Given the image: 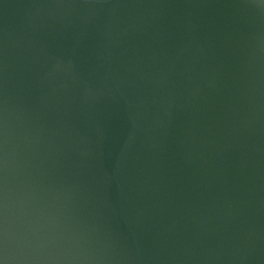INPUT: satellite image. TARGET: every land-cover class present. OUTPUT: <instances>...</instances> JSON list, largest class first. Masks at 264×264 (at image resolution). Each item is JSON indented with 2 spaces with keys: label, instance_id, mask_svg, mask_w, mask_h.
Masks as SVG:
<instances>
[{
  "label": "clouds",
  "instance_id": "clouds-1",
  "mask_svg": "<svg viewBox=\"0 0 264 264\" xmlns=\"http://www.w3.org/2000/svg\"><path fill=\"white\" fill-rule=\"evenodd\" d=\"M0 264H264V0H0Z\"/></svg>",
  "mask_w": 264,
  "mask_h": 264
}]
</instances>
